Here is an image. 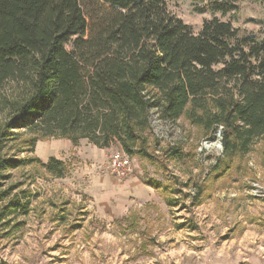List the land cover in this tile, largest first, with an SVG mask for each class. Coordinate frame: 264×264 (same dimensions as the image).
<instances>
[{
    "label": "trees",
    "instance_id": "1",
    "mask_svg": "<svg viewBox=\"0 0 264 264\" xmlns=\"http://www.w3.org/2000/svg\"><path fill=\"white\" fill-rule=\"evenodd\" d=\"M234 2L207 0L197 12L226 15ZM262 55L264 40L228 22L204 21L194 34L166 0H0V231L29 214L36 177L69 172L65 161L34 156L39 141L153 161L155 111L206 140L220 134L215 175L264 149Z\"/></svg>",
    "mask_w": 264,
    "mask_h": 264
},
{
    "label": "rangeland",
    "instance_id": "2",
    "mask_svg": "<svg viewBox=\"0 0 264 264\" xmlns=\"http://www.w3.org/2000/svg\"><path fill=\"white\" fill-rule=\"evenodd\" d=\"M234 1L235 10L226 15L198 13L207 0H166V7L194 34L215 18L264 40V0ZM151 126L153 161L130 158V177L149 192L125 205L117 195L95 198L101 192L93 185L103 178L114 185L125 181L100 172L118 149L39 141L34 156L54 155L69 172L61 179L36 177L30 189L38 196L29 214L0 231V264H264L263 147L215 175L210 170L222 152L219 133L206 140L184 118L170 123L155 111ZM169 147L181 158L159 150Z\"/></svg>",
    "mask_w": 264,
    "mask_h": 264
},
{
    "label": "crops",
    "instance_id": "3",
    "mask_svg": "<svg viewBox=\"0 0 264 264\" xmlns=\"http://www.w3.org/2000/svg\"><path fill=\"white\" fill-rule=\"evenodd\" d=\"M36 150V146H35ZM54 157V155H49L46 152L41 157H38L40 160L45 162L48 158ZM94 187H97V189L100 190L101 194L99 196V199L102 201L105 198L109 199V197L113 195H117L119 197V200L121 204L125 205L129 201V199H137L142 198L143 196L147 195L149 192V188L144 186L142 182L139 180L138 177H130L127 180H125L123 183H118L116 185L111 184L110 181L106 178H103V181L101 182L100 179H97L93 183ZM113 187H117L116 189ZM123 207V206H122Z\"/></svg>",
    "mask_w": 264,
    "mask_h": 264
},
{
    "label": "built area",
    "instance_id": "4",
    "mask_svg": "<svg viewBox=\"0 0 264 264\" xmlns=\"http://www.w3.org/2000/svg\"><path fill=\"white\" fill-rule=\"evenodd\" d=\"M100 172L122 182L133 174V168L130 158L122 152H117L110 155Z\"/></svg>",
    "mask_w": 264,
    "mask_h": 264
},
{
    "label": "water",
    "instance_id": "5",
    "mask_svg": "<svg viewBox=\"0 0 264 264\" xmlns=\"http://www.w3.org/2000/svg\"><path fill=\"white\" fill-rule=\"evenodd\" d=\"M220 148H221V150H222L221 143H220V145L218 146V149H220Z\"/></svg>",
    "mask_w": 264,
    "mask_h": 264
}]
</instances>
